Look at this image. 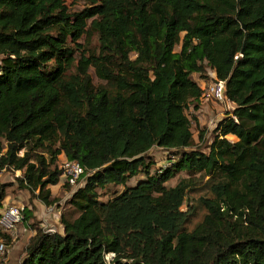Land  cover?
Returning <instances> with one entry per match:
<instances>
[{
    "label": "trees",
    "instance_id": "trees-1",
    "mask_svg": "<svg viewBox=\"0 0 264 264\" xmlns=\"http://www.w3.org/2000/svg\"><path fill=\"white\" fill-rule=\"evenodd\" d=\"M66 1L0 0V174L23 172V224L36 231L19 264H264V0H87L76 12ZM81 32L100 47L76 63L68 40ZM210 70L235 107L207 152L189 110L204 93L193 74ZM154 147L170 166L153 171ZM62 154L87 176L69 201L78 215L47 231L31 222L32 198L58 202ZM197 174L211 196L189 231ZM13 184L0 178V209ZM111 185L124 190L102 201Z\"/></svg>",
    "mask_w": 264,
    "mask_h": 264
},
{
    "label": "rangeland",
    "instance_id": "rangeland-1",
    "mask_svg": "<svg viewBox=\"0 0 264 264\" xmlns=\"http://www.w3.org/2000/svg\"><path fill=\"white\" fill-rule=\"evenodd\" d=\"M66 4L68 5L71 12H76L82 10L84 7L88 6L89 3L87 0H67ZM68 43L75 48L76 55V63L79 58L85 54L89 56L92 53H98L100 47L99 35L96 32H91L90 34H86L81 32L77 35L71 36L68 40ZM181 46L178 45L176 50L179 51ZM52 62V66H54ZM75 70V67L72 71ZM90 73L97 84H102L101 80L95 73L94 68L90 69ZM193 78L201 84L204 85L206 76L200 75L198 73L193 74ZM210 80H214L216 75L214 71L210 70L209 72ZM209 80V81H210ZM235 107V104L228 99L223 102H215L212 100H203L201 103L200 109L195 112L193 108L189 110V115L192 114L197 115V122H193V130L195 134V148L202 149L204 151H209L208 146L212 143L213 138L215 136V128L220 119L226 116L228 112H231ZM203 135V138H200V135ZM230 140L235 141L237 138L233 135L227 136ZM170 156L171 153L162 149L161 147H154L148 153L149 160L155 161V165L153 167V171L162 166H168L170 164ZM60 157H64L62 154ZM2 177L7 181L9 173H14L11 170H3ZM22 171L19 172L22 175ZM12 176V175H11ZM189 174L187 172H180L178 175L167 182L168 186H174L177 184L179 180L182 178H188ZM140 178H143V175H139L130 179L128 182L129 186L135 185ZM16 179V177H15ZM197 182L193 181L192 186L190 188L189 194L187 195L186 201L182 207L184 211H188L190 213L189 221L185 225V229L192 230L204 217L207 210L203 205L200 204V198L204 196H211V193L207 187V180L209 177H201L200 174L195 175ZM9 182V181H7ZM16 184V188L20 189L18 183ZM75 187L67 188V186H62V193H58L57 195H53V197H57L59 200L57 203L47 206L43 204L38 198L33 197L32 203L35 206V216L31 220V222H35L38 227H41L47 231L57 230V226L60 223L61 214L65 212L70 217H76L78 212L74 209V207L70 204V198L72 196V190ZM124 190V186H116L111 185L105 189H99L100 199L102 201H108L113 198L117 193H120ZM16 193L12 188L8 189L7 194L11 195L12 193ZM31 199L29 200L30 203ZM28 203V204H29ZM37 203V205H36ZM60 210V214L58 219L56 220L52 213ZM26 229V230H25ZM17 234L15 236V240L8 239V249L9 251L5 255H0V264H19L26 257L27 254V246L30 243L31 238L35 235V230L29 226L24 224H20L17 229ZM108 261L112 259V254L107 255Z\"/></svg>",
    "mask_w": 264,
    "mask_h": 264
},
{
    "label": "built area",
    "instance_id": "built-area-1",
    "mask_svg": "<svg viewBox=\"0 0 264 264\" xmlns=\"http://www.w3.org/2000/svg\"><path fill=\"white\" fill-rule=\"evenodd\" d=\"M225 85V80L216 78L212 81H206L203 85L204 93L201 100L225 101ZM59 168L62 170L61 180H64V184L68 182L73 187L85 184L87 170L80 162L70 160L64 155V157L59 159ZM22 208L18 204L5 203L0 209V232L9 235L11 240H15L17 229L20 224H23L24 215ZM8 251L7 240L4 237H0V255H5Z\"/></svg>",
    "mask_w": 264,
    "mask_h": 264
},
{
    "label": "crops",
    "instance_id": "crops-1",
    "mask_svg": "<svg viewBox=\"0 0 264 264\" xmlns=\"http://www.w3.org/2000/svg\"><path fill=\"white\" fill-rule=\"evenodd\" d=\"M19 172L20 171H16V172H14L12 174L11 173L7 174L6 177L8 175H10V176H8L9 179H7V181L12 182V183H16L15 177L22 176V175L19 174ZM0 178H1L2 181L5 180L2 177V173L0 174ZM7 181H4V182H7ZM63 185H64V180L63 179L60 180V182L58 184L52 185L51 186V190H52L53 195H57L58 193H62V186ZM10 188H12L13 191H16V193L14 192L11 195L7 194V198H6L5 202H4V204L5 203L18 204V205H20L22 207L28 205L29 200H30V193H29L28 190H26V189H17L16 188V184H13ZM36 205H37V203H36ZM60 213H61L60 210H58L57 212L52 213V216L57 220ZM57 230L58 231H63V225L61 224V222L57 226Z\"/></svg>",
    "mask_w": 264,
    "mask_h": 264
}]
</instances>
